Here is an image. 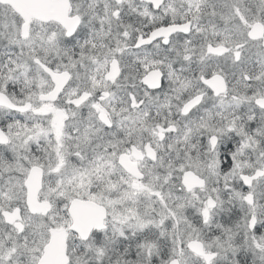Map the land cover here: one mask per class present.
Listing matches in <instances>:
<instances>
[{
	"label": "snow or ice",
	"instance_id": "6c2138e0",
	"mask_svg": "<svg viewBox=\"0 0 264 264\" xmlns=\"http://www.w3.org/2000/svg\"><path fill=\"white\" fill-rule=\"evenodd\" d=\"M0 264H264V0H0Z\"/></svg>",
	"mask_w": 264,
	"mask_h": 264
}]
</instances>
